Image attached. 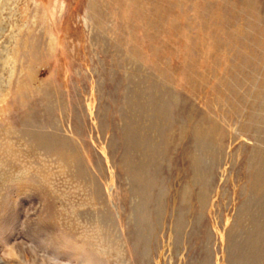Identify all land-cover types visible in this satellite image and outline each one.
I'll use <instances>...</instances> for the list:
<instances>
[{
    "label": "rangeland",
    "instance_id": "374dc122",
    "mask_svg": "<svg viewBox=\"0 0 264 264\" xmlns=\"http://www.w3.org/2000/svg\"><path fill=\"white\" fill-rule=\"evenodd\" d=\"M0 264H264V0H0Z\"/></svg>",
    "mask_w": 264,
    "mask_h": 264
},
{
    "label": "bare ground",
    "instance_id": "6f19581e",
    "mask_svg": "<svg viewBox=\"0 0 264 264\" xmlns=\"http://www.w3.org/2000/svg\"><path fill=\"white\" fill-rule=\"evenodd\" d=\"M157 96V95H156ZM139 141V140H138ZM133 142V141H132ZM54 150V148H53ZM56 152H60L58 149L55 150ZM143 171V170H142ZM147 171V170H146ZM152 175V174H151ZM145 176V175H144ZM146 177V176H145ZM162 177V176H161ZM147 179V178H146ZM149 179V178H148ZM150 181V180H149ZM149 183V182H148ZM185 195V194H184Z\"/></svg>",
    "mask_w": 264,
    "mask_h": 264
}]
</instances>
